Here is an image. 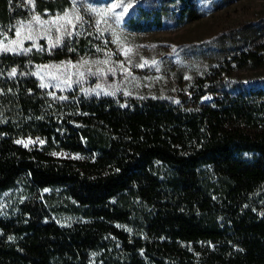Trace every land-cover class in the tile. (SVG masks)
<instances>
[{"label": "trees", "instance_id": "16d2710c", "mask_svg": "<svg viewBox=\"0 0 264 264\" xmlns=\"http://www.w3.org/2000/svg\"><path fill=\"white\" fill-rule=\"evenodd\" d=\"M112 1L78 3L94 26L57 33L55 50L66 49L68 60L91 53L104 35L100 4ZM205 3L158 0L133 7L125 23L162 28L174 6L183 23ZM73 4L0 0V22L23 12L52 17ZM47 42L0 55V200L20 186L25 196L16 212L0 214V264H264V79L235 76L264 65V43L210 66L190 88L191 106L124 103L85 90L76 75L60 82L40 69L55 55ZM27 136L47 146L16 143Z\"/></svg>", "mask_w": 264, "mask_h": 264}, {"label": "rangeland", "instance_id": "374dc122", "mask_svg": "<svg viewBox=\"0 0 264 264\" xmlns=\"http://www.w3.org/2000/svg\"><path fill=\"white\" fill-rule=\"evenodd\" d=\"M72 1L71 8L56 16L23 12L8 24L0 22V55L13 52L16 47L30 48L31 42L46 38L47 50L55 55L40 69L60 82L71 81L76 75L85 90L110 95L124 103L131 97H141L193 106L196 102L190 88L210 66L244 50L256 51L264 43V0H206L202 9L183 23L176 20L181 7L174 6L162 28L146 32L129 30L125 18L133 7L150 8L156 6L158 0H113L100 4L102 11L96 30L102 28L104 35L98 36L91 53L68 60L66 49L55 50V36L86 30L89 18L78 3L84 8L96 4L93 0ZM18 7L23 8V5ZM89 24L90 28L94 26ZM27 72L34 73V70L29 68ZM235 76L245 81L263 80L264 65L238 70ZM220 95L221 92L209 93L199 104L211 103ZM16 143L25 148L47 146L41 136L20 137ZM51 155L60 159H81L79 154L65 150H55ZM47 193L51 190L44 191ZM24 198L22 186L6 192L0 200V214L8 217ZM70 220L69 216L62 219L63 222Z\"/></svg>", "mask_w": 264, "mask_h": 264}, {"label": "snow or ice", "instance_id": "6c2138e0", "mask_svg": "<svg viewBox=\"0 0 264 264\" xmlns=\"http://www.w3.org/2000/svg\"><path fill=\"white\" fill-rule=\"evenodd\" d=\"M117 7V5H113V8ZM77 19H80L79 17H77ZM17 35H19V32L16 33ZM5 51H11V49H5ZM130 51V50H129ZM147 63V61L145 62ZM155 63V62H153ZM140 67H143V65H140ZM10 75H15V69H12V72L10 73ZM43 87H47V85H42ZM17 143H22L24 144L25 147H27V143L23 142V141H17Z\"/></svg>", "mask_w": 264, "mask_h": 264}]
</instances>
